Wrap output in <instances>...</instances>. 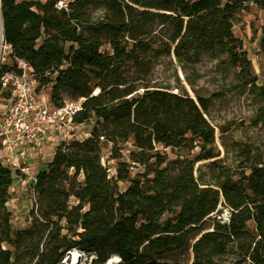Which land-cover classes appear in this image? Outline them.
I'll return each mask as SVG.
<instances>
[{"label": "trees", "instance_id": "1", "mask_svg": "<svg viewBox=\"0 0 264 264\" xmlns=\"http://www.w3.org/2000/svg\"><path fill=\"white\" fill-rule=\"evenodd\" d=\"M248 2L77 0L65 12L54 0L42 6L0 0L3 37L13 56L31 65L39 87H50L54 105L82 98L73 122L92 123L83 139L60 142L36 174L26 229H14L7 207L20 170L0 160V264H56L73 247L95 255L93 264L112 256L119 257L116 264H186L188 248L192 264H264V153L248 172L230 173L218 161L207 99L161 88L141 93L124 75L129 62L147 57L173 54L195 69L208 54L264 100V85H256L253 64L234 33ZM252 2L264 8V0ZM96 10L101 13L94 19ZM7 68L1 65L0 75ZM104 147L115 160L114 173L104 163ZM167 148L177 149V158L169 159ZM201 161H209L208 170L196 168ZM134 165L143 167L135 176ZM209 173L207 180L219 188L204 183ZM215 195L223 196L231 216L204 229ZM3 242L10 247L2 249Z\"/></svg>", "mask_w": 264, "mask_h": 264}, {"label": "rangeland", "instance_id": "2", "mask_svg": "<svg viewBox=\"0 0 264 264\" xmlns=\"http://www.w3.org/2000/svg\"><path fill=\"white\" fill-rule=\"evenodd\" d=\"M31 1L42 6L49 0ZM39 6H33L32 9L42 13ZM100 13L101 10L94 11V19L99 17ZM234 33L242 39L253 64L257 77L256 85H264V8L249 0L248 9L241 11L234 22ZM104 49L109 48L105 46ZM6 63L11 64L12 59L8 58ZM124 75L130 83L137 85L141 93L145 88H161L188 95L195 100L197 97L207 99L209 106L206 117L215 127L218 161L230 173L248 172V166L255 156L259 157L264 153V118L261 116L264 100L257 93V88L251 84L240 86L230 67L220 63L218 59L205 54L195 69H190L178 63L173 54L147 57L138 63L129 62L125 67ZM97 91L96 89L94 93ZM8 95L10 96L9 90H5L4 93L0 91V111L4 104L9 102ZM66 100L74 99L67 97ZM91 126L92 123L87 122L77 126L76 129L68 130L65 134L49 139L48 142L33 144L34 149L33 147L28 149L25 157L21 159V164L29 168L30 174H23L21 171L14 174L10 198L7 202V207L12 212L11 222L14 229H26L31 224L30 211L35 205L37 196L33 192V184L29 176L36 175L47 167L57 144L63 140L83 139ZM164 150L167 151L169 159L177 158L179 153L177 149ZM104 163L110 167L111 173L115 172L116 163L109 157L108 147H104ZM207 163L209 161L198 162L196 168L208 170ZM142 171L143 167L138 165L131 168L133 176ZM209 175L210 173L204 176V183L219 188L216 183L207 180ZM120 185L124 188L127 183ZM212 198H217L220 203L212 208L207 205L208 220L204 229H212L213 219L224 223L231 216V208L222 195H215ZM250 227L253 229V224ZM7 247H10L7 242L1 244L2 249ZM182 259L186 264H192L194 253L191 248H188ZM26 261L27 259L24 263Z\"/></svg>", "mask_w": 264, "mask_h": 264}, {"label": "built area", "instance_id": "3", "mask_svg": "<svg viewBox=\"0 0 264 264\" xmlns=\"http://www.w3.org/2000/svg\"><path fill=\"white\" fill-rule=\"evenodd\" d=\"M76 1L54 0V7L58 11L69 12ZM8 58L12 59L11 64L6 63ZM1 65H8L9 68L0 75V91L4 93L9 90L10 96L9 102L0 111V160L23 174H30L29 168L21 164L28 149H34L33 144L48 142L70 129H76L79 125L73 122V117L81 110L83 99L66 100L61 106L54 105L50 87H39L31 65L26 60L13 56L12 47L4 41L2 32ZM2 97L4 98L3 94ZM29 179L34 184L36 175H30ZM95 257L81 248L73 247L67 249L56 264H93Z\"/></svg>", "mask_w": 264, "mask_h": 264}, {"label": "bare ground", "instance_id": "4", "mask_svg": "<svg viewBox=\"0 0 264 264\" xmlns=\"http://www.w3.org/2000/svg\"><path fill=\"white\" fill-rule=\"evenodd\" d=\"M218 203H220V201L217 198H212V199H210V201L208 203V207L212 208L214 206H217ZM119 260L120 259H119L118 256H112L106 262H104L103 264H115Z\"/></svg>", "mask_w": 264, "mask_h": 264}, {"label": "water", "instance_id": "5", "mask_svg": "<svg viewBox=\"0 0 264 264\" xmlns=\"http://www.w3.org/2000/svg\"><path fill=\"white\" fill-rule=\"evenodd\" d=\"M0 18H1V32H2V35H3V25H2V16H1V11H0Z\"/></svg>", "mask_w": 264, "mask_h": 264}, {"label": "crops", "instance_id": "6", "mask_svg": "<svg viewBox=\"0 0 264 264\" xmlns=\"http://www.w3.org/2000/svg\"><path fill=\"white\" fill-rule=\"evenodd\" d=\"M52 157H53V156H52ZM51 159H52V158H51ZM51 159H50V160H51Z\"/></svg>", "mask_w": 264, "mask_h": 264}]
</instances>
